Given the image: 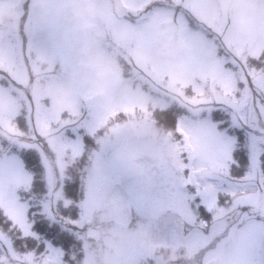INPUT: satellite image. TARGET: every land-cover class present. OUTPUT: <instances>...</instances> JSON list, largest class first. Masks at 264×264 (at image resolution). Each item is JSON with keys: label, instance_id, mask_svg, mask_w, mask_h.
<instances>
[{"label": "rangeland", "instance_id": "rangeland-1", "mask_svg": "<svg viewBox=\"0 0 264 264\" xmlns=\"http://www.w3.org/2000/svg\"><path fill=\"white\" fill-rule=\"evenodd\" d=\"M20 1L0 2V17L13 23L12 41L0 46V159L16 161L14 173L0 171V211L42 249L21 251L0 228V264H65L62 249L34 231L37 216L77 235L83 256L76 264H132L128 252L136 236L131 229L120 233L112 217L95 219L104 222L102 233L92 234L95 246L82 229L89 220L87 207L100 186L110 183L103 169H131L132 159L144 149L171 163L169 169L188 170L193 183L223 185L232 157V168H242L235 136L241 131L246 164L255 168L264 149V0H197L195 18L161 14L170 25L154 19L148 31L118 21L98 35L101 40L90 35L94 45L89 47L84 35L53 28L45 19L50 7L44 5L37 14L30 11L21 36ZM87 7L81 14L91 11ZM156 83L174 93L166 103L153 96ZM187 88L196 95L187 96ZM175 103L183 110L154 113V107L164 105L167 111ZM22 111L28 127L24 134L16 124ZM168 124L180 134L168 132ZM227 124L232 136L223 128ZM28 150L38 152L42 177L22 158L20 153ZM72 167L84 169L88 180L80 190L76 221L61 211L72 204L64 192L73 179ZM36 174L43 195L32 193Z\"/></svg>", "mask_w": 264, "mask_h": 264}, {"label": "flooded vegetation", "instance_id": "flooded-vegetation-1", "mask_svg": "<svg viewBox=\"0 0 264 264\" xmlns=\"http://www.w3.org/2000/svg\"><path fill=\"white\" fill-rule=\"evenodd\" d=\"M197 4V0H21L18 9V32L21 31L22 36V26L29 15L31 16L30 11L37 14L44 5L50 7L45 19L53 28L61 27L64 35L69 33H78L81 37L84 35L83 40L87 37V46L76 44L89 47L94 45V40L89 38L90 35L97 34L96 40H101L98 35H102L118 21H124L125 26L131 30L141 28L148 31V26L152 25L154 19L170 25V20L164 19L161 14H172L175 18L179 15L193 17ZM86 5L91 11L84 10L83 12L87 14L83 15L81 8ZM249 7L254 8L252 4H249ZM249 19L248 16L247 20ZM12 31L11 20L8 18L5 20L4 15L1 16L0 46L12 41ZM50 34L53 36L52 31ZM30 73L33 74L31 71ZM1 78L9 80L8 76ZM29 85L31 88V84ZM155 87L153 96L163 103L168 101L169 96L174 95L168 89L160 88L157 83ZM186 92L189 97L196 95L191 88H187ZM46 101L44 100V103ZM179 105L168 106L167 111L161 109L164 105L157 106L160 108L154 107V113L183 110ZM182 106L185 112V103H182ZM25 113L22 111L21 117L24 115L26 119ZM32 123L35 125L34 116ZM165 127L172 134L179 133L171 124ZM34 128L37 131L35 126ZM19 130L24 134L28 127ZM261 133L264 134V130ZM228 134L232 136L230 129ZM38 136L43 138L41 135ZM179 137L180 135H177L176 138ZM176 138L172 137V140H177ZM42 140L40 139L38 143L42 144ZM261 145L264 146V142ZM245 147L243 149L247 150V145ZM260 153L255 160V168L252 169L246 164L243 169L235 170L232 168V157L231 165L226 170L228 174L222 179L225 184L215 183L208 187L207 184L191 182L188 170L169 169L171 163L166 164L159 155L144 149L132 159L131 169L111 166L110 169H103L104 173L101 174L108 178L110 183L104 184V187L100 186L95 201L87 207L89 220L84 223L83 236L95 246L92 234L98 236V232L102 233L100 229L104 230V222L95 219L105 220L112 217L116 230L120 233H127L130 229L135 232L136 238L133 239L131 250L128 252L133 258L132 264H264V149L260 150ZM247 162L249 163V158ZM73 172L79 173L80 186L83 187V181L87 180L86 176H83L84 169H73ZM136 183L139 186L132 189ZM195 196L202 197V203L213 207L215 221L211 216L205 217L197 211V205L193 202ZM110 197L118 206H123L125 202L128 219L131 218L129 225L121 226L116 222L114 206L108 203ZM79 205L76 203L73 206L76 208L77 217L73 219L68 216V219L72 221L79 219ZM205 219L208 220L206 228L203 226ZM109 232L110 230L103 233L105 239L109 237L107 236ZM69 233L77 248L76 253H73V259L77 256L81 260L82 242L75 233L72 231ZM105 249L104 246L102 252Z\"/></svg>", "mask_w": 264, "mask_h": 264}, {"label": "trees", "instance_id": "trees-1", "mask_svg": "<svg viewBox=\"0 0 264 264\" xmlns=\"http://www.w3.org/2000/svg\"><path fill=\"white\" fill-rule=\"evenodd\" d=\"M213 113H214L215 117L219 116V110H216ZM168 115H171V114H168ZM220 119H225V116L220 114ZM25 121H26V119H25L24 115H23V117H20V120L16 121L18 123V125L20 126V128L23 130H25V128L27 127V124ZM227 126H228V124L223 126V128L226 129ZM230 131L233 135V133H234L233 130L230 129ZM235 136L238 137V140L241 144L240 146H243V143L245 142L243 135L239 132V133H236ZM88 142L89 141L87 140V143ZM88 145H89V143H88ZM20 154H21L22 158L25 161H27L28 169L32 173L36 172V173H38V175L40 177H42V174H41L42 165L40 164V161H39L38 152H36L34 150H28V151H23ZM237 155H238L237 161L241 164V167H242L239 169H243V167H245L243 165L246 164L245 154L243 153L242 150H240ZM82 162H83V160L81 161L80 166L82 165ZM78 174H79L78 172H73L72 173L73 179L68 180L65 184V193H66V196L72 200L71 201L72 205L68 208L61 207L62 216H64V217L70 216L73 219H75L77 217L76 208L73 206H75V204L78 202V198L80 196V190L82 188L80 186V182H79L80 177L78 176ZM38 175L36 174V176H35L34 190L32 193L37 194V195H43L41 193H45L44 192L45 189H44L42 181L39 180ZM36 221H37L36 224L33 225L34 231L41 234L44 238L49 240L54 246L60 247L64 251V259L63 260H64L65 264H76V262L80 261V258L79 257L77 258V256H75L73 259V253H76L77 248H76V242L73 241V238L70 235L69 231L63 229L60 226V224H58V223L54 222L52 224H49L44 219H42V216H37ZM45 225L47 227H45ZM0 228L4 232L8 233L11 236V238L14 241L15 246L19 250H21V251H23V249L26 250V247L27 248L38 247L39 250L42 249V245L38 246V242H37L36 238H34V237H26V238L22 237L20 231L17 230V228H15L12 225V222L9 221L1 213V211H0ZM50 229H54L55 233L53 231H50ZM77 259H79V260H77Z\"/></svg>", "mask_w": 264, "mask_h": 264}, {"label": "snow or ice", "instance_id": "snow-or-ice-1", "mask_svg": "<svg viewBox=\"0 0 264 264\" xmlns=\"http://www.w3.org/2000/svg\"><path fill=\"white\" fill-rule=\"evenodd\" d=\"M74 135H78L81 142L83 141V136L79 135L78 130L74 131ZM93 139H95V137H93ZM15 169H16V161L14 159H8V158L0 159V171H4L7 173H14ZM201 200H202V197H200V196H195L193 198V202L196 203V205H197V211L205 217L211 216L212 220L215 221L216 215L214 214L213 207H210V206L202 203ZM216 206L217 207L219 206V198H217ZM203 226L205 228L208 226V220L207 219L203 220ZM45 227H47V226L45 225ZM50 231H53L55 233L54 229H50Z\"/></svg>", "mask_w": 264, "mask_h": 264}, {"label": "water", "instance_id": "water-1", "mask_svg": "<svg viewBox=\"0 0 264 264\" xmlns=\"http://www.w3.org/2000/svg\"><path fill=\"white\" fill-rule=\"evenodd\" d=\"M108 203L112 204L114 206L115 220L119 225L125 226V225H129L131 223V218L128 219L127 207L125 205V202H124L123 206H118L116 204V202H114V199L112 197H110L108 199Z\"/></svg>", "mask_w": 264, "mask_h": 264}]
</instances>
